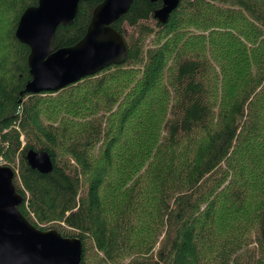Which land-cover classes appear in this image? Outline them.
<instances>
[{"label":"trees","instance_id":"obj_1","mask_svg":"<svg viewBox=\"0 0 264 264\" xmlns=\"http://www.w3.org/2000/svg\"><path fill=\"white\" fill-rule=\"evenodd\" d=\"M37 2L0 0L15 12L0 60V165L26 220L78 238L80 264H264V0H180L166 23L160 0H133L111 25L123 64L32 94L15 30ZM101 2L80 1L54 47L78 43ZM28 150L46 151L52 170L31 168Z\"/></svg>","mask_w":264,"mask_h":264},{"label":"water","instance_id":"obj_2","mask_svg":"<svg viewBox=\"0 0 264 264\" xmlns=\"http://www.w3.org/2000/svg\"><path fill=\"white\" fill-rule=\"evenodd\" d=\"M80 1L86 0H38L22 12L15 36L30 49L27 62L31 79L25 92H55L125 62L126 41L111 25L129 10L133 0H102L78 43L54 47L57 27L72 24ZM160 1L162 7L154 17L166 23L180 0ZM25 158L31 168L41 173L53 168L46 151L28 150ZM13 175L10 167L0 165V264H80L82 248L78 238L62 236L53 229L40 230L20 213L17 206L21 197L14 190ZM262 235L264 239V224Z\"/></svg>","mask_w":264,"mask_h":264},{"label":"rangeland","instance_id":"obj_3","mask_svg":"<svg viewBox=\"0 0 264 264\" xmlns=\"http://www.w3.org/2000/svg\"><path fill=\"white\" fill-rule=\"evenodd\" d=\"M14 14H15L14 11H12V12L11 11H4L2 13L0 12V60L1 61H3L6 58H9V56H10V52H9L8 47H9V44L12 45V43L9 41V38H8L7 34L5 33V31L9 28V24L12 20L11 18ZM8 20H9V23H8ZM151 37L152 36H149L146 39V42H145L146 45H150V41L152 39ZM21 139H22V137H21ZM17 163H18V161L16 160L15 165H14L15 168H17L16 167ZM17 181H18L19 186H21L22 184H21L19 178L17 179ZM25 194H26V192H25ZM30 217H32L34 219V216L31 213H30ZM44 225L47 226V225H51V224H44ZM251 235H252L251 241L247 238L246 244L250 242L247 247H250L253 250V252L256 253L257 257L259 258V257H261L262 250L260 248V245L258 244V242L255 239L254 233H252ZM244 246H245V244H244ZM244 249H246V247Z\"/></svg>","mask_w":264,"mask_h":264},{"label":"bare ground","instance_id":"obj_4","mask_svg":"<svg viewBox=\"0 0 264 264\" xmlns=\"http://www.w3.org/2000/svg\"><path fill=\"white\" fill-rule=\"evenodd\" d=\"M1 191H2V190L0 189V193H1Z\"/></svg>","mask_w":264,"mask_h":264}]
</instances>
